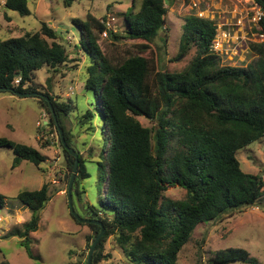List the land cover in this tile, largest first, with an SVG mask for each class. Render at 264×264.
<instances>
[{
  "label": "trees",
  "instance_id": "1",
  "mask_svg": "<svg viewBox=\"0 0 264 264\" xmlns=\"http://www.w3.org/2000/svg\"><path fill=\"white\" fill-rule=\"evenodd\" d=\"M74 1L64 0V6L70 7ZM167 1L173 2L141 0L137 10L133 5L124 13L127 29L123 37L140 41L142 48L124 60L107 56L99 42L104 32L121 38L115 28L108 27V16L100 19L89 13L85 20H74L80 29L77 46L89 62L84 90L93 110L88 109L85 117L103 122L106 131L98 160L87 161L73 147L63 125L70 106L45 93L53 114L47 100L41 98L50 114L49 124L61 127L67 145L78 154L72 187L74 208L81 217L102 223H87L94 232L88 242L105 229L93 264L110 257L104 254L110 236L130 264H178L180 251L199 224L253 207L264 194L263 177L245 172L237 157L240 149L264 137V39L251 43L250 50L256 55L253 62L225 65L222 54L213 47L218 34L215 19L190 13L183 24L179 56L195 49L194 56L182 70H158L155 60L143 53L152 45L161 49L156 42L166 24ZM252 1L263 12L254 28L260 36L264 34V0ZM4 7L23 16L31 14L28 0H5ZM59 36L43 22L38 31L0 39V88H5L1 91L38 92L32 85L36 72L44 67L58 71L68 61ZM17 78L19 84L15 83ZM138 116L152 126L143 125ZM60 142L70 182L76 157ZM2 147L14 151L13 167L29 161L41 169L47 163V156L34 146L0 136ZM92 169L97 171L96 203L86 199L84 185ZM51 186L47 182L17 196L31 211V218L24 230L12 235L23 239L21 243L31 257L30 233L38 230L41 212L55 193ZM171 187L185 189L186 198H165ZM4 199L0 193V207ZM232 261L261 264L247 249L238 247L218 252L211 263Z\"/></svg>",
  "mask_w": 264,
  "mask_h": 264
},
{
  "label": "rangeland",
  "instance_id": "2",
  "mask_svg": "<svg viewBox=\"0 0 264 264\" xmlns=\"http://www.w3.org/2000/svg\"><path fill=\"white\" fill-rule=\"evenodd\" d=\"M4 2L2 0L0 4ZM140 4L141 0H75L70 7H65L64 0H28L31 14L26 16L4 6L1 8L0 39L38 31L43 22H48L59 32L58 41L69 54L67 63L58 71L44 67L36 72L32 85L39 93H49L70 106L69 114L63 116V125L71 136L73 147H77L87 161L99 159L106 131L103 122L85 117L88 109L93 110L84 90L89 62L77 46L80 29L74 20H85L89 13L100 19L108 16L111 27L121 38L102 35L99 42L107 56L124 60L142 50L138 45L140 41L123 37L127 29L124 13L133 5L137 10ZM166 4L169 8L166 24L156 42L161 49L152 45L143 53L155 60L158 70L173 72L188 65L195 49L188 55L179 56V44L185 18L198 12H204L218 24L217 47L225 65L247 66L256 59L250 46L263 37L260 39L254 29L251 16L257 9L252 0H173ZM41 98L0 91V136L39 148L51 162V166L44 164L41 169L29 161L13 167L14 151L9 147L0 148V193L5 196L0 207V264H86L89 244L93 243L87 238L94 232L87 223L75 219L70 211L69 170L59 130L56 125L49 124L50 114ZM138 119L143 125L152 126L145 117L138 116ZM237 157L245 172L261 175L264 179V137L240 149ZM87 166L92 167L89 163ZM90 172L92 176L84 182L88 189L86 199L96 203L97 171L92 169ZM47 182L52 183L55 193L41 212L38 230L30 233L34 256L31 257L21 243L23 239L12 235L17 230H24L31 218V211L17 196L25 190L40 189ZM164 196L183 199L187 193L181 187H171ZM77 206L82 208L79 202ZM230 247L247 249L252 257L264 264V194L253 207L237 210L222 220L199 224L180 251L178 264H214L211 260L217 253ZM104 254L110 257L100 264H130L125 253L115 245L113 236L107 239ZM229 264L247 263L232 261Z\"/></svg>",
  "mask_w": 264,
  "mask_h": 264
},
{
  "label": "water",
  "instance_id": "3",
  "mask_svg": "<svg viewBox=\"0 0 264 264\" xmlns=\"http://www.w3.org/2000/svg\"><path fill=\"white\" fill-rule=\"evenodd\" d=\"M1 90H5V88H0V91ZM9 90L12 91V92H15V94H17L19 96H22V97L31 96V95H39V96H41L42 98L47 100V102L49 103V106H50V108H51V110H52V112L54 114V108L52 107V103L50 101V98L47 95L39 93V92H25V93H23V92L14 91V89H11V88H9ZM54 116H56V115H54ZM58 130H59L61 141L63 142L65 147L70 150L71 154H73L76 157V162H75V165H74V168H73V172H72V175H71V179H70V182H69V185H68V200H69L70 211H71L72 215L80 222H83V223L94 222V223H98V224H100L102 226V223H100L99 221L81 217L76 212V210L74 208L73 197H72V187H73V183H74V180H75V177H76V173H77V168H78V154L76 153V151L73 148H70L67 145L66 140H65V136H64V133H63V130L61 129V127H58ZM104 234H105V229L102 228L101 232L98 234V236L95 238V240L93 241V243L91 245V248H90V251H89V254H88V258H87V264H93L92 263L93 254L95 252V249H96V246H97L99 240L101 239V237Z\"/></svg>",
  "mask_w": 264,
  "mask_h": 264
},
{
  "label": "built area",
  "instance_id": "4",
  "mask_svg": "<svg viewBox=\"0 0 264 264\" xmlns=\"http://www.w3.org/2000/svg\"><path fill=\"white\" fill-rule=\"evenodd\" d=\"M4 6V3L3 4H0V12H1V8ZM255 8L257 9V11L255 12V14H253L251 17L253 18L252 19V22L254 23V25H255V27L257 26V24H258V22L261 20V18H262V16H263V12H262V10H261V8L258 6V5H256L255 4ZM198 14H199V16H202V17H204L205 15H204V12H198ZM206 17V16H205ZM114 19V18H113ZM107 25H108V27L109 28H111L112 29V27H111V21H109V20H107ZM107 32H104L103 33V35L104 36H107ZM261 37H263L262 38V40L264 39V34H260V36H259V38L261 39ZM218 44H219V41H218V34H217V40H216V42H215V44H214V50L215 51H217V52H219L220 53V50L218 49ZM222 54V53H221ZM19 82H20V78H18V79H16L15 80V83L16 84H19Z\"/></svg>",
  "mask_w": 264,
  "mask_h": 264
},
{
  "label": "crops",
  "instance_id": "5",
  "mask_svg": "<svg viewBox=\"0 0 264 264\" xmlns=\"http://www.w3.org/2000/svg\"><path fill=\"white\" fill-rule=\"evenodd\" d=\"M45 154V153H44ZM48 166H51V162L47 160V163H46Z\"/></svg>",
  "mask_w": 264,
  "mask_h": 264
},
{
  "label": "clouds",
  "instance_id": "6",
  "mask_svg": "<svg viewBox=\"0 0 264 264\" xmlns=\"http://www.w3.org/2000/svg\"><path fill=\"white\" fill-rule=\"evenodd\" d=\"M198 15V14H197ZM18 79V78H17Z\"/></svg>",
  "mask_w": 264,
  "mask_h": 264
}]
</instances>
